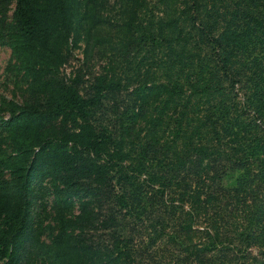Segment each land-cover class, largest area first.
Wrapping results in <instances>:
<instances>
[{"label":"trees","instance_id":"16d2710c","mask_svg":"<svg viewBox=\"0 0 264 264\" xmlns=\"http://www.w3.org/2000/svg\"><path fill=\"white\" fill-rule=\"evenodd\" d=\"M104 1L13 0L10 48L45 102L0 119V264H264V0H157L155 23L117 0L161 72L83 95L56 75Z\"/></svg>","mask_w":264,"mask_h":264},{"label":"rangeland","instance_id":"374dc122","mask_svg":"<svg viewBox=\"0 0 264 264\" xmlns=\"http://www.w3.org/2000/svg\"><path fill=\"white\" fill-rule=\"evenodd\" d=\"M156 1L138 2L136 21L144 23L150 18L155 23L160 14ZM13 7V0L8 2L0 0V119L8 117L9 104L42 105L45 102L44 95L29 86L27 77L23 75V70L19 69L11 51L6 33ZM101 10L100 13H93L94 17L90 19L92 24L85 23L81 39L71 48L69 57L59 68L56 78L69 81L79 73L77 89L83 95L88 93V85L97 74L107 73L120 77H128L126 74H138L148 81L157 79L161 72L159 57L162 49L157 46L154 48L145 46L138 40L130 39L134 43L125 41L127 33L122 28L121 22L127 13L117 0L104 1ZM96 19H100V22ZM102 110L103 108L100 112ZM55 124L56 128L61 126L57 121ZM6 135L7 132L0 127V138L3 139L0 141V153L3 155L12 153L10 138L7 139ZM48 218L42 215V225L46 223L51 225ZM46 235L47 228L43 231L42 239L47 240Z\"/></svg>","mask_w":264,"mask_h":264}]
</instances>
